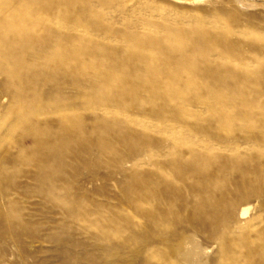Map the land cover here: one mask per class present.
<instances>
[{"label":"rangeland","instance_id":"obj_1","mask_svg":"<svg viewBox=\"0 0 264 264\" xmlns=\"http://www.w3.org/2000/svg\"><path fill=\"white\" fill-rule=\"evenodd\" d=\"M0 264H264V0H0Z\"/></svg>","mask_w":264,"mask_h":264},{"label":"bare ground","instance_id":"obj_2","mask_svg":"<svg viewBox=\"0 0 264 264\" xmlns=\"http://www.w3.org/2000/svg\"><path fill=\"white\" fill-rule=\"evenodd\" d=\"M247 210H248L247 208H243L241 214L244 215Z\"/></svg>","mask_w":264,"mask_h":264}]
</instances>
